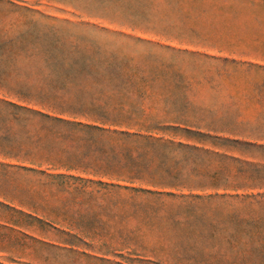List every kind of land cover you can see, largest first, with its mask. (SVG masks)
<instances>
[{
  "label": "rangeland",
  "instance_id": "374dc122",
  "mask_svg": "<svg viewBox=\"0 0 264 264\" xmlns=\"http://www.w3.org/2000/svg\"><path fill=\"white\" fill-rule=\"evenodd\" d=\"M0 264H264V0H0Z\"/></svg>",
  "mask_w": 264,
  "mask_h": 264
},
{
  "label": "trees",
  "instance_id": "16d2710c",
  "mask_svg": "<svg viewBox=\"0 0 264 264\" xmlns=\"http://www.w3.org/2000/svg\"><path fill=\"white\" fill-rule=\"evenodd\" d=\"M47 120L54 121L61 123L66 126H71V127H82L85 130L89 131H96V132H101V133H108L110 135H115L124 139H134L136 141H146L148 143L152 144H168V145H173L171 141H165L162 140V138H153L151 136H142L140 134H130L127 132H117L116 130H108V129H103L97 126H92L89 124H81V123H73V122H68L65 120L57 119V118H50L47 115H41ZM91 121L93 122H98L100 124H108L109 126H117L116 122L109 121L106 116L103 115H97L95 117L90 118ZM198 134H194V136H197ZM179 147H186L192 150H196L197 148L195 147H187L188 145H183V144H177ZM112 173L116 176H129V180H136V179H142L144 176H149L148 172L145 170H142L140 167L133 166L130 164H122L117 168V171L115 168H113ZM152 185L157 186V187H162V188H171V189H176V188H183V182L182 180H179V174L178 172H173L169 168L165 169L163 174H159V177L155 180H151Z\"/></svg>",
  "mask_w": 264,
  "mask_h": 264
}]
</instances>
